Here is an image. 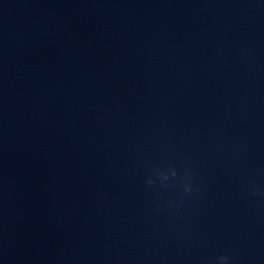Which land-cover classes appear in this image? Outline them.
I'll return each instance as SVG.
<instances>
[{"label": "water", "instance_id": "water-1", "mask_svg": "<svg viewBox=\"0 0 264 264\" xmlns=\"http://www.w3.org/2000/svg\"><path fill=\"white\" fill-rule=\"evenodd\" d=\"M254 189L264 0H0V264H264Z\"/></svg>", "mask_w": 264, "mask_h": 264}, {"label": "clouds", "instance_id": "clouds-1", "mask_svg": "<svg viewBox=\"0 0 264 264\" xmlns=\"http://www.w3.org/2000/svg\"><path fill=\"white\" fill-rule=\"evenodd\" d=\"M186 192H191L192 191V188L191 186H188L186 187L185 189ZM252 196H260L262 198H264V191H260L258 189H254L251 193ZM219 260L222 262V264H228V260H229V257L227 256H221L219 257Z\"/></svg>", "mask_w": 264, "mask_h": 264}]
</instances>
